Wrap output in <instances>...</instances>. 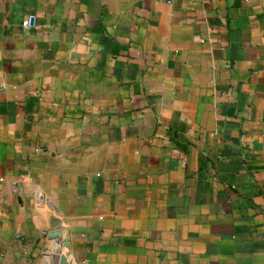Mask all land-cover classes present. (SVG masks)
<instances>
[{"label": "crops", "instance_id": "obj_1", "mask_svg": "<svg viewBox=\"0 0 264 264\" xmlns=\"http://www.w3.org/2000/svg\"><path fill=\"white\" fill-rule=\"evenodd\" d=\"M65 239L264 264V0H0V264Z\"/></svg>", "mask_w": 264, "mask_h": 264}, {"label": "water", "instance_id": "obj_2", "mask_svg": "<svg viewBox=\"0 0 264 264\" xmlns=\"http://www.w3.org/2000/svg\"><path fill=\"white\" fill-rule=\"evenodd\" d=\"M63 245V252L60 253L59 255H57V260H55V264H69L70 263V259L66 254V251L69 249L70 247V242L68 239H65L62 243Z\"/></svg>", "mask_w": 264, "mask_h": 264}, {"label": "built area", "instance_id": "obj_3", "mask_svg": "<svg viewBox=\"0 0 264 264\" xmlns=\"http://www.w3.org/2000/svg\"><path fill=\"white\" fill-rule=\"evenodd\" d=\"M161 1H164L167 3H174V2L179 1V0H161ZM29 23H30V18H27L24 20V24L28 25Z\"/></svg>", "mask_w": 264, "mask_h": 264}]
</instances>
